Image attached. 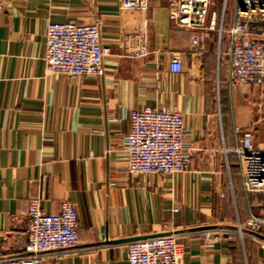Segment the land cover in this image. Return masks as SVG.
Returning <instances> with one entry per match:
<instances>
[{"label":"crops","instance_id":"1","mask_svg":"<svg viewBox=\"0 0 264 264\" xmlns=\"http://www.w3.org/2000/svg\"><path fill=\"white\" fill-rule=\"evenodd\" d=\"M237 0H211L218 27L203 32L174 25L172 0L124 10L119 0H7L0 12V257L23 254L27 206L39 197L46 213L63 201L78 215V244L47 263L127 264L128 243L172 234L182 264H264V228L250 232L264 204L244 188L238 156L250 132L264 148L262 88L229 77L230 29ZM94 23L100 29L101 76L47 74L43 60L49 22ZM144 31L149 52L123 50L126 33ZM202 39L195 56L192 36ZM172 56L183 60L169 71ZM264 88V87H263ZM164 107L183 117L186 167L169 176L131 175L123 147L133 109ZM239 226L242 232L239 231ZM264 227V226H263ZM216 231L212 245L204 231Z\"/></svg>","mask_w":264,"mask_h":264},{"label":"built area","instance_id":"2","mask_svg":"<svg viewBox=\"0 0 264 264\" xmlns=\"http://www.w3.org/2000/svg\"><path fill=\"white\" fill-rule=\"evenodd\" d=\"M0 0V12L4 2ZM225 1V0H224ZM169 18L176 26L194 27L203 32L218 29L221 20L214 10L207 21L211 0H172ZM149 0H119L124 10H147ZM230 44L229 77L238 85L264 87V0H237L233 22L228 30ZM193 54L202 53V39L192 36ZM123 50L133 57L148 54V40L144 31L125 34ZM106 50L101 43L99 27L94 23L78 24L74 21L49 22L45 30L47 74L65 77L101 76L105 72ZM183 60L172 56L169 71L180 73ZM130 130L125 135L123 147L127 156L126 171L131 175L160 174L173 176L185 169L189 149L185 146L187 134L182 114L176 109L145 106L129 114ZM242 134L238 146L230 151L239 158L242 181L250 196L264 204V148H256L250 132L235 128ZM78 215L74 205L63 201L59 213H46L39 197H30L27 206L26 242L23 254L0 257V264H57L47 263V255L61 256L78 242ZM246 228L257 233L264 226V218L251 215ZM240 233L242 232L239 226ZM203 240L212 245L216 231H204ZM127 264H182V254L172 234H160L133 240L127 246Z\"/></svg>","mask_w":264,"mask_h":264},{"label":"rangeland","instance_id":"3","mask_svg":"<svg viewBox=\"0 0 264 264\" xmlns=\"http://www.w3.org/2000/svg\"><path fill=\"white\" fill-rule=\"evenodd\" d=\"M260 90H264V88L260 89ZM258 94L256 93V96H254V103L253 106L257 107V104L260 103V110L258 111L260 115H264V96L263 99L261 101H258L257 99Z\"/></svg>","mask_w":264,"mask_h":264},{"label":"trees","instance_id":"4","mask_svg":"<svg viewBox=\"0 0 264 264\" xmlns=\"http://www.w3.org/2000/svg\"><path fill=\"white\" fill-rule=\"evenodd\" d=\"M263 228H264V227H262L257 233H258V234L262 233Z\"/></svg>","mask_w":264,"mask_h":264}]
</instances>
